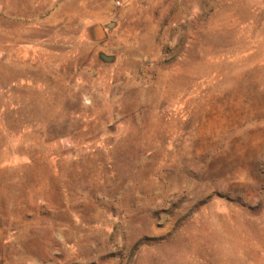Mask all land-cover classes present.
<instances>
[{
	"label": "rangeland",
	"instance_id": "rangeland-1",
	"mask_svg": "<svg viewBox=\"0 0 264 264\" xmlns=\"http://www.w3.org/2000/svg\"><path fill=\"white\" fill-rule=\"evenodd\" d=\"M0 264H264V0H0Z\"/></svg>",
	"mask_w": 264,
	"mask_h": 264
},
{
	"label": "water",
	"instance_id": "water-1",
	"mask_svg": "<svg viewBox=\"0 0 264 264\" xmlns=\"http://www.w3.org/2000/svg\"><path fill=\"white\" fill-rule=\"evenodd\" d=\"M99 58L103 61V62H106V63H111L114 61V58L111 57V56H105L103 54H99Z\"/></svg>",
	"mask_w": 264,
	"mask_h": 264
},
{
	"label": "built area",
	"instance_id": "built-area-1",
	"mask_svg": "<svg viewBox=\"0 0 264 264\" xmlns=\"http://www.w3.org/2000/svg\"><path fill=\"white\" fill-rule=\"evenodd\" d=\"M113 1H114L115 5H117V6H119L121 3V0H113Z\"/></svg>",
	"mask_w": 264,
	"mask_h": 264
},
{
	"label": "bare ground",
	"instance_id": "bare-ground-1",
	"mask_svg": "<svg viewBox=\"0 0 264 264\" xmlns=\"http://www.w3.org/2000/svg\"><path fill=\"white\" fill-rule=\"evenodd\" d=\"M97 29V28H96Z\"/></svg>",
	"mask_w": 264,
	"mask_h": 264
}]
</instances>
